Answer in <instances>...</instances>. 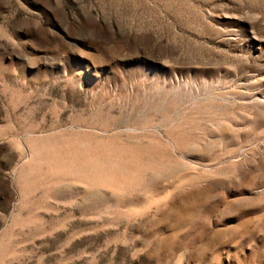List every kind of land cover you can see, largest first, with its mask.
<instances>
[{"label":"rangeland","instance_id":"obj_1","mask_svg":"<svg viewBox=\"0 0 264 264\" xmlns=\"http://www.w3.org/2000/svg\"><path fill=\"white\" fill-rule=\"evenodd\" d=\"M0 264H264V0H0Z\"/></svg>","mask_w":264,"mask_h":264}]
</instances>
